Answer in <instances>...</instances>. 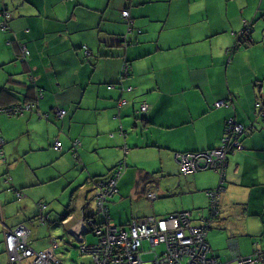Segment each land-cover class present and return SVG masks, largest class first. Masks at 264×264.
Returning <instances> with one entry per match:
<instances>
[{
	"label": "crops",
	"instance_id": "obj_1",
	"mask_svg": "<svg viewBox=\"0 0 264 264\" xmlns=\"http://www.w3.org/2000/svg\"><path fill=\"white\" fill-rule=\"evenodd\" d=\"M83 1L92 7L80 11L77 0H0V108L33 100L36 88L42 91L33 110L20 115L0 112V135L6 140L0 153V264H10L4 232L23 223L37 240L30 241L34 249H46L55 240L60 258L65 245L53 237L52 227L62 226L71 244L76 241L71 232L83 233L89 243L80 231L92 211L84 209L85 199L94 180L110 177L124 165L118 191L109 201L115 224L139 217L134 204L148 198L149 191H160L161 197L181 194L182 205L174 212L188 210L196 219L205 216V189L218 184V175L182 173L176 154L214 147L231 116L249 131L231 153L222 213L209 241L223 264H240L239 257L263 253L264 122L256 109L264 105V24L254 26L240 51L231 57L227 52L236 46L235 33L243 20L261 18L263 9L249 2L246 12L241 3L228 0L219 7L223 15L204 22L196 37L190 28L205 20L210 0H188L185 16V0H170L148 21L135 20L148 33L135 35L136 42L125 48L112 38L115 22L98 21L100 12L92 15L96 4L121 9L123 0ZM142 1L132 6L133 15H141ZM6 5L9 18L2 11ZM84 45L98 50L100 57L87 60ZM108 49L119 54L102 57ZM123 56L132 63L131 75L122 85L108 88L119 80ZM221 101L230 104L216 107ZM143 102L145 113L139 111ZM55 106L67 109L63 119L53 117ZM45 112L50 113L48 119L40 117ZM249 124L254 125L252 131ZM57 136L61 150L54 149ZM178 174L184 182L170 178ZM147 175L151 182L145 180ZM158 198L155 211L146 215H165ZM36 199L48 204L52 222L47 227L38 224ZM262 257L257 264H264V253ZM86 261L88 256L83 264ZM22 264H33V258Z\"/></svg>",
	"mask_w": 264,
	"mask_h": 264
},
{
	"label": "built area",
	"instance_id": "obj_2",
	"mask_svg": "<svg viewBox=\"0 0 264 264\" xmlns=\"http://www.w3.org/2000/svg\"><path fill=\"white\" fill-rule=\"evenodd\" d=\"M25 52L28 53V50ZM30 107L31 104H28L27 108ZM147 108L145 103L142 110H147ZM60 113L64 112L61 111ZM228 127H230V137L233 138L231 146L227 145L217 150L194 154L177 153L176 158L180 163L182 173L220 164L227 159L229 149L241 146L239 141L234 138V133L239 136L246 131V127L238 121L235 122L233 118L230 120ZM61 147L62 142H57L55 149L60 150ZM122 173L123 166H120V168L115 169L112 177L107 178V180L99 179L95 184L99 208L103 212L107 224L106 226H100V224L86 226V229L89 231L93 229L99 235V241L96 244L81 245V250L91 255V261L87 264H220L216 260L206 258L208 245L199 234L193 233L187 239L181 238L185 229L184 225H188V221L181 222L177 218L174 219V216L167 219L150 217L141 221L134 220L130 231H127L126 228L117 229L115 225L110 224L108 220L110 211L109 207L105 206V202L117 191V183ZM216 192H211V196H214L215 199L218 198ZM18 195L22 196L21 193H18ZM38 204L42 207V210L47 208L43 203ZM29 234L30 230L23 224L18 225L6 234V243L12 264H22L24 259L30 257L33 258V264H63L55 252L58 246L55 241L50 248L35 251L28 244ZM74 234L71 233L72 238L83 240V233ZM145 235L150 236L154 241L166 243L167 251L164 258L155 256L151 261L143 259L140 244ZM250 257L242 260V262L244 264H257L260 258L262 259L261 255L258 256V254L252 255V259Z\"/></svg>",
	"mask_w": 264,
	"mask_h": 264
},
{
	"label": "trees",
	"instance_id": "obj_3",
	"mask_svg": "<svg viewBox=\"0 0 264 264\" xmlns=\"http://www.w3.org/2000/svg\"><path fill=\"white\" fill-rule=\"evenodd\" d=\"M88 1L91 2V0H88ZM99 1L100 0H93L92 2H94V4H96ZM106 1L107 2H110L111 0H106ZM138 1H140V0H123V3L125 5L121 9H118L117 6L113 5L112 3H109L106 6L107 7L106 10H108V15H107V17H104V18L101 15V13L104 12V9L106 7L100 9V8H98L100 6H98L97 4L94 5V7H96V8H94V11H93L94 13H92V15L93 16L94 15H98V12H100L99 13L100 15H99V18H98V21H100V22L102 20L104 21V20H109V19L111 20L112 19L115 22V24H116V25H114L115 26L114 30L111 32V34H113L112 35V38L115 40V43L118 42V43H120V46H125V48H126V46L134 43V41L136 42L137 38L134 39V36L135 35L143 34L145 32L148 33V29L145 30L143 28L142 29L139 28L136 25L135 20L140 17L142 20L148 21L149 18H150V15L155 14L159 10V7L162 5V3L167 2V1L168 2H171L170 0H143L141 2V4H143V3H145V4H144L143 10H142V13H141L140 16H137V15H133V12H132L133 11V8H132V6L135 4V2L138 3ZM174 2L175 1L172 0L171 3H174ZM228 2H229L228 0H210V2H206V6H207L206 16L207 17L205 18V20H203L202 18L199 19L190 28L192 30V34L194 36L198 35V32L203 27L204 22H208V20L209 21H212L213 18H214V16L216 14L219 15V16L221 14L223 15V11L219 7L222 6L223 4H225V5L229 4ZM231 3H232V1H231ZM240 3H241L242 8H243L242 10H246V12H248L249 11V0H246V4L245 5H244L245 2H243V4H242V2H240ZM115 4H117V3H115ZM184 4H185V2H184ZM87 6L88 7H92L91 4H88V3H86L83 0H77V3L75 5V8H79V10L82 11L85 8H88ZM186 7L189 8V1L188 0H186ZM167 9H169V6H168ZM2 11H3V13L6 14V18H9L10 17V14H9L10 13V7L8 5L4 6V8H3ZM165 15H166V13H165ZM209 15H210V18H209ZM100 22L98 23V26L101 24ZM243 22H244V24H243V26L241 28H247L248 29L249 27H252V25L250 24V20H248V19L245 18L243 20ZM1 26H2V29L3 30L7 29V22L6 21L3 22L1 24ZM195 26H196V34H194ZM111 29L112 28H109L107 30V32H109ZM105 32H106V29L104 27L101 28V33L105 34ZM238 32L235 33L236 36H237V38H238L236 40V46L234 44L232 47H230V48L227 49V52H228V54H229L230 57L232 55H234V53L240 51L243 47H245L247 45V43L250 41V39L252 38V35L254 33L253 31H251L244 38L240 32H239V36H238ZM104 41H105V39H102V43ZM83 52H84V56H85V58L87 60H91L92 58H99L100 57V52L98 50L97 51H93V49L90 48L88 45H84L83 46ZM118 54L119 53L116 51V49L115 50L114 49H108L107 51L101 52L102 57L117 56ZM131 71H132V63H131V61L127 58V56H123L122 63H121V66H120V69H119V73H118L119 80H118V82H115V83H109L108 84V88L117 87L119 84L122 85V83L124 82V80L130 77ZM31 78H32V80H34V77L33 76ZM123 88L124 87H122L121 89H123ZM41 97H42V91L39 88H38V90L36 88V94H35V98L33 100H27L25 102H18V103L10 104L8 106H4V107L0 108V112H5V113L11 114V115H20V114L24 113L25 111L33 110L34 108H36V106H37L36 102H38ZM122 103H124L123 100L121 101L120 104H122ZM28 104H31V107L30 108H27V105ZM144 104L145 103L143 102L140 105L139 111L145 113L147 110H142V106ZM229 104L230 103H228L227 101H221V103L217 102L215 106L219 108V107H222V106H228ZM56 109H58V110H56ZM61 111H63L64 113H60ZM256 111H257L256 112V115L258 116V118L261 119L260 121L264 122V105H263V103H262V106L260 108H258V110L256 109ZM51 112L53 114V117H55V119H63L67 115V109L66 108H63V107L61 108L59 106L53 107ZM49 115H50L49 112L40 113V117L41 118L43 117L45 119H48L49 118ZM232 118L235 120V122L237 121L234 118V116H231V117H229V118L226 119V122L224 124V131H223L222 135L218 139V142H217L218 144H216L214 147L209 148V149H205V150H196V151H192V150L189 151V150H187V151H184V152L193 153L194 154V153H197V152H209V151H212V150H217V149H220V148H224L227 145L231 146L233 138L231 139V137H230L231 132H230V127H228V126H229L230 120ZM238 122H240V121H238ZM249 125H251L253 127V129H254V125H252V124H249ZM244 134H246V133H243V134H241V135L238 136V134L234 133V138L239 141L240 145H242L241 138H242V136ZM54 141H55V144H54V149H55L56 148V143L59 142V141H61V140L57 136V137H55ZM5 144H6L5 138L0 135V153L1 154L4 152V145ZM62 147H63V143H62ZM62 147H61V149H62ZM242 148L243 147L239 148V150H241ZM234 151H235V148L229 149V153H228L227 159H225L224 162H222L220 164H214V166H208V167L201 168V169H198V170L193 171V172H188V173H196L198 171H208L210 173H216L218 175V184L215 187L205 189L206 190L205 193H206V195L208 197L207 214L205 216H203V217H200V218L196 219V218L193 217V213L191 212V215H190V219L191 220L188 222V225H184V228L185 229L187 227L194 228L195 226H199L201 228V231L199 233H195V234H199L204 239V242L208 245V250L206 252V258L209 259V260H216L220 264H223V263L213 253V249H212L211 243L209 241V234H210V232H212L217 227V224H218L219 219L221 217V213H222L221 205H222V202H223V194L226 191V188H227L226 185H227V182H228L229 160H230L231 153H233ZM180 153H182V152H178V154H180ZM124 168H125V165H124ZM124 168H123V170H124ZM112 176H113V173H112ZM112 176H110V177H112ZM107 178H109V177H103V178H99V179L107 180ZM145 180L147 182H151L152 181L151 175H147L145 177ZM97 181H98V178L96 180H94V182H97ZM94 189L96 191L97 190V187L94 186ZM117 191H118V183H117ZM212 191H217L216 192V194L218 196L217 199H215L214 196H211V192ZM18 193H21L22 196H19ZM18 193H17V196L19 198H23L24 197L23 191H18ZM114 194L111 197H113ZM111 197L107 200L108 203H109ZM157 197H158V195H157ZM157 197H156V199H157ZM215 200H217V201H215ZM41 203L45 204L47 206V208H45V209L42 210V207L39 206V204H37L38 209H39L38 219H39V221L42 224L49 225V224H51L52 220L50 219V217L47 214L48 204L46 202H41ZM83 207H84L85 210H87V209L88 210L89 209L92 210V208L87 204L86 201H85V204H84ZM107 207H109V206L107 205ZM109 211H110V207H109ZM181 212H184V211L182 210ZM91 214H92V211H90V215L89 216H91ZM89 216H87V218ZM143 217L144 216L135 217V218H132V219L128 220L126 222V224L119 225V224H115L112 221V216H111V213H110V216H109V219L108 220H109V223L115 225L117 227V229H124V228L127 227V225L130 223L131 220L138 221V220L142 219ZM98 224H100V226H106V224H107L106 223V219L103 218L101 221H99ZM11 230H14V229H11ZM9 231L10 230L4 232V235H5V247H6V250L8 252V255H9L10 264H12V261L10 259V253L8 251L7 243H6V234ZM86 231H88V232L87 233H84V234L92 233L95 237H97V240L95 242L87 243L86 240H85V238H84V235H83V240L81 242H79L80 240L77 241L78 239L77 240L75 239L77 242L80 243V245H79L80 246L79 247L80 250H81V245L82 244L93 245V244H96L99 241V235L95 233V230L90 229V231H89L88 229H86L84 232H86ZM31 234H32V231L30 230V234L28 236V244L30 245V247L32 249H34L31 246V243H30V241H31ZM54 241L55 240L52 241V244H53ZM52 244H51V246H52ZM162 244H163V250L161 252H159L157 250V248H152L150 250H145L144 247L141 248L140 251H142V255H144L146 253H154V256L151 259H148V260H145V261H151V260H153L155 258V256H159V257L164 258L165 257V254H166V251H167V245L164 242H162L160 245H162ZM50 247H48V248H50ZM48 248H46V249H48ZM46 249H42V250H46ZM34 250L35 251H42V250H36V249H34ZM55 252H56V249H55ZM81 252H82V254H86V256H88V261H86L84 264L89 263L91 261V255L89 253L83 252L82 250H81ZM255 254H258V256L261 255V257L263 255V253H261V250H258V251H256L253 254H249V255H246V256L239 257L238 259H239L240 264H244L242 262V260H246L251 255H255ZM26 259H29V258H26ZM261 261H262V259L260 258L259 262H261ZM62 263H63V261H62Z\"/></svg>",
	"mask_w": 264,
	"mask_h": 264
},
{
	"label": "rangeland",
	"instance_id": "obj_4",
	"mask_svg": "<svg viewBox=\"0 0 264 264\" xmlns=\"http://www.w3.org/2000/svg\"><path fill=\"white\" fill-rule=\"evenodd\" d=\"M245 2L244 5L246 4V0H234L233 4L236 3H240ZM250 2V7H255V8H262L263 10H260V14L262 15L261 18H257V20L254 22V19H252V21L250 20V24L252 25V27L247 28H241L239 29L240 33L242 34V36L245 38L246 35L248 33H250L251 31L254 32V26L255 25H262L264 24V0H249ZM179 4L182 3L181 1L178 2ZM183 4V3H182ZM186 14V0H185V10H184V16ZM254 22V24H253ZM244 24V23H243ZM243 26V25H242ZM194 34H196V26H195V31ZM175 35H180L179 33L175 34ZM221 103V102H219ZM242 123V122H240ZM244 125V123H242ZM245 126V125H244ZM246 130H248L249 127L245 126ZM248 132V131H247ZM245 133V132H244ZM199 172V171H198ZM181 173V172H180ZM197 173V172H196ZM170 178L172 179H182V181L184 182V176L183 175H176V176H171ZM157 194V193H156ZM163 194L160 191L158 192V200L156 201L157 205L163 209L162 214H167L169 212H174V207L176 205H182V199L183 196L181 194H177V195H173L171 194L168 197H161L160 195ZM40 199H36V202L34 203V205L36 206L38 204V202H43V201H39ZM156 200V199H155ZM155 200L151 201L149 198H144L141 200H137L134 204L135 208L134 211L138 214L139 217L141 216H147L146 212L147 211H155ZM90 206L93 208L94 207V203H91ZM109 206V203H108ZM110 207V206H109ZM180 210V209H178ZM38 224L41 226H45V224H42L39 219L37 218ZM125 223H120L119 225H123ZM47 227V226H45ZM42 234V232H40ZM72 235H75L74 232H71ZM52 234L53 237L57 238L59 242H62L63 245H65V249H62L61 251V259L64 260L63 263L65 264H83L84 262V258L86 257V254H82L81 250H80V243L77 241H73V243H70L69 237L65 231V229H63L62 226H56V227H52ZM48 233H44L43 232V236H47ZM32 236V235H31ZM87 236V241L89 243L91 242H95L97 240V237H95L92 233L86 234ZM34 238H37L36 236ZM33 240L32 242H36V239H31ZM143 247L145 250H150L152 249L150 243L145 240L143 243ZM157 250L159 252H161L163 250V244L157 247ZM154 256V253H146L143 255V259L144 260H148L151 259ZM251 259L253 258L252 255L250 257ZM62 260V261H63Z\"/></svg>",
	"mask_w": 264,
	"mask_h": 264
},
{
	"label": "bare ground",
	"instance_id": "obj_5",
	"mask_svg": "<svg viewBox=\"0 0 264 264\" xmlns=\"http://www.w3.org/2000/svg\"><path fill=\"white\" fill-rule=\"evenodd\" d=\"M152 195H155V196H152ZM147 196L150 198V200H155L157 197V194L154 191H149L147 193ZM86 202L89 206L91 203H94L93 208L90 206L92 208V214L93 215L91 214V216H89L87 219L86 218L84 219V222H83L84 225L81 224L80 231H82V229L85 231L86 226H88L90 224H94V225L98 224L99 221H101L104 218V214L99 208L100 205H99L97 193H96L94 187L91 189L89 195L87 196ZM38 203H41V202H38ZM107 205H108V201L105 202V206H107ZM183 211L184 212H181V211L171 212V213L165 214L163 216L147 215L138 221H141V220H144V219H147L150 217H155L157 219H167L170 216H174V219L177 218L181 222H186V221L189 222L191 220L190 219L191 211H188V210H183ZM177 215H179V216L177 217ZM133 221L134 220H131L130 223L127 225V227H126L127 231H130ZM73 230H75V229H73ZM200 231H201V228L199 226H195L194 228L187 227L186 229L183 230V236L181 238L187 239L188 237H191L193 235V233L194 234L199 233ZM152 239L150 236L145 235L141 240L140 249L143 248V243L145 240H147L150 243L152 248H157L162 243V242L154 241V239L153 240Z\"/></svg>",
	"mask_w": 264,
	"mask_h": 264
},
{
	"label": "water",
	"instance_id": "obj_6",
	"mask_svg": "<svg viewBox=\"0 0 264 264\" xmlns=\"http://www.w3.org/2000/svg\"><path fill=\"white\" fill-rule=\"evenodd\" d=\"M252 129H253V127L251 126V130H252ZM247 131H249V128H248V130L245 131V133H246ZM19 225H20V224H19ZM23 225L27 227V225H25L24 223H23ZM87 232H88V231H86V232H84V233H87ZM76 240H77V239H76ZM77 241H79V240H77ZM79 242H81V240H80ZM261 253H262V252H261ZM263 253H264V251H263Z\"/></svg>",
	"mask_w": 264,
	"mask_h": 264
}]
</instances>
